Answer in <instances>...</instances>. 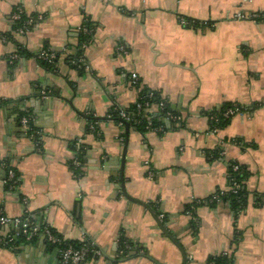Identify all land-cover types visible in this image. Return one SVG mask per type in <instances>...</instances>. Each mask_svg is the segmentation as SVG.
<instances>
[{
    "label": "crops",
    "instance_id": "0c3cea01",
    "mask_svg": "<svg viewBox=\"0 0 264 264\" xmlns=\"http://www.w3.org/2000/svg\"><path fill=\"white\" fill-rule=\"evenodd\" d=\"M18 10L31 22L24 34L12 33ZM263 15L264 0H0V213H27L65 242L94 241L103 256L84 264H182L152 214L119 190L129 139L126 191L174 233L187 264L222 253L234 264H264ZM87 22L92 40L83 45ZM80 44L77 68L70 56ZM46 51L56 58L51 70L38 58ZM144 90L181 119H161L145 132L131 125L127 135L113 112L129 109ZM226 105L242 111L219 129ZM161 111L152 104L147 115ZM233 163L248 172L244 209L236 216L220 200L186 213L232 190ZM7 166L19 173L16 189L7 188ZM12 230L1 227L0 238ZM122 239L135 256L118 260ZM32 241L0 246V264H62L42 237Z\"/></svg>",
    "mask_w": 264,
    "mask_h": 264
},
{
    "label": "trees",
    "instance_id": "16d2710c",
    "mask_svg": "<svg viewBox=\"0 0 264 264\" xmlns=\"http://www.w3.org/2000/svg\"><path fill=\"white\" fill-rule=\"evenodd\" d=\"M26 18L23 16L22 20L18 21L15 23L14 25V28H13V31L12 33H18L20 31V29L23 28L25 22H26ZM190 22V21H188ZM190 27H197L198 24L197 22H190ZM86 28L88 29V33H84L83 30L81 31L80 33V43L83 44V45H87L91 42L92 40V35L90 33V30H92V24L90 22H87L86 24ZM9 38H12L11 35L8 36ZM81 44H80V47L77 48V52L74 54V55H71L70 58H73L74 59V62L76 63L79 59V57H81V54H82V50H81ZM19 53L21 55H25L27 52L24 50V49H21L19 51ZM42 61V64L45 65L47 68H49L50 70L54 68L55 66V63H56V59L54 62L50 63L48 61H44V60H41ZM79 66H83V63H76L74 64V67H79ZM81 69V68H80ZM83 69V67H82ZM142 97H145V100H149L151 102V104H159L161 101H162V98L160 96V94L158 93H149L148 91H143L141 93ZM151 96V97H150ZM145 100H139L137 103L133 104L132 106H130L129 109L127 110H124L129 116L132 117L133 121L132 123H130L131 125H133L135 128H137L138 130L142 131V132H145L146 129L148 128H156L159 121H161V119L164 118L165 116V111L162 110L160 115L158 116H155L154 114L152 115H147V112H142L140 115H138V104L139 103H142L144 102ZM226 110L224 112H222L220 114V116L218 117V122H217V126L219 129H224L226 128L230 122H231V117L230 118H226L225 117V113L229 110V109H232L234 107H232V105H226ZM237 108L241 110V107L240 106H237ZM253 108V107H252ZM252 108H250L252 110ZM175 113V112H174ZM27 116H30L28 113H22L21 114V117H27ZM152 117V118H150ZM113 119H115L116 121H121V118L119 117L118 115V112L117 111H114L113 112ZM151 123V125H150ZM31 128L32 130L29 132V136L30 135H34L35 136V141H39V138H38V135L36 134L37 133V129L33 126V123H31ZM39 147H41V144H39ZM82 150L77 154V159L78 161H80V163L83 165V162H84V157H85V154H82ZM217 154H215V157H216ZM234 166H238L239 167V170L237 172L233 171V167ZM83 166H81L78 169H76V171L78 172H81V168ZM10 169H13L11 168L10 166H7V169H6V181L8 179V173H9V170ZM14 172H15V179L13 181H17V184H16V187H14V189H16L19 185H20V176H19V173L17 170L13 169ZM229 178H230V181H231V186L234 187L235 184L239 186V188H237V191L236 193H234L232 190L229 192V193H218L216 194L215 196H213L211 199L207 200V201H204V202H195L193 204H189L187 206V209L186 210V213L189 212L190 209H195L194 207H198L199 205H209L210 203H213L215 204V202H218V200H213L212 199L216 196L219 197V201L220 200H226L228 202H230L231 206H232V209H233V212L235 213V215L237 216L238 213H240L244 207L246 206L247 202H248V193L246 191V180L248 178V172L247 170L244 168V167H241L239 166L237 163H233L230 165V168H229ZM13 181L11 182H8L6 183L7 185V188H11L12 186H14L15 184H13ZM193 205V206H192ZM191 211V210H190ZM24 218H31L30 215H25ZM166 219V218H165ZM31 220L33 222H35L32 218ZM36 223V222H35ZM40 228H44V226H41ZM1 229V227H0ZM9 236L11 238H13L12 241L9 242V238H7V236L5 237H1L0 238V246L3 247V248H15L19 245H22L24 243H26L27 241L22 237L20 236L19 232L17 230H12L9 234ZM35 240V239H34ZM33 240V241H34ZM32 241V242H33ZM88 242H94L92 240H87ZM68 244H71L73 246H78L81 242H67ZM133 243L129 242V241H126V240H120L119 242V249H118V253H120V251H123V255H120L118 256V260H121V259H128V258H131L132 257V254L134 252V248H133ZM119 255V254H118ZM118 260H115V262H118ZM208 264H234V259H233V256H230V255H225V254H220L218 256H215V257H212Z\"/></svg>",
    "mask_w": 264,
    "mask_h": 264
},
{
    "label": "built area",
    "instance_id": "2783aa9c",
    "mask_svg": "<svg viewBox=\"0 0 264 264\" xmlns=\"http://www.w3.org/2000/svg\"><path fill=\"white\" fill-rule=\"evenodd\" d=\"M237 17L241 19L244 18L241 15H238ZM22 18H23V13L18 10L14 14V20L18 22L22 20ZM262 18H264V15ZM182 23L184 25H190V22H188L187 20H183ZM30 25H31V22L26 21L23 28L20 29L19 33L24 34ZM82 30L84 33L89 32L87 28H84ZM118 51L122 54H127V51L125 50L123 46H119ZM18 58H19V54L15 53L11 56V61L14 62ZM38 58L40 60L48 61L50 63L54 62L56 59L54 54L47 52V51L42 52L38 56ZM131 83L134 86L138 85L139 77L137 74L131 75ZM140 100L142 101L145 100V97H141ZM151 105L152 104L149 100H145L144 102L139 103L138 104V115H140L143 111L144 112L151 111ZM158 107L161 110L165 111V116L163 119H165L166 121L168 122H179L180 121L181 118L176 113L173 112L172 108L166 102L161 101L158 104ZM117 112H118L119 117L122 120L128 123H132L133 121L132 117L129 116L124 110L117 109ZM238 112H239V109L237 108V106H235L234 108L229 109L225 113V117L226 118L233 117ZM31 123H32V118L30 116L22 118V124L28 133L32 130ZM36 134L39 135L38 133ZM30 137L31 139H35V136L33 134L30 135ZM74 164L75 166H77L79 165V162L75 160ZM238 170H239L238 166L233 167V171L237 172ZM14 179H15V172L13 169H10L6 183L11 182ZM13 184L15 185L12 186L11 188L16 187L17 181H13ZM237 188H239V186L235 184V186L232 187V191L236 193ZM213 200L219 201V197L216 196L212 199V201ZM26 215H29V214L26 213ZM24 216L21 218L11 219L0 213V227H11L12 229L17 230L20 236H22L27 242H30L35 238L42 237L49 246H51L53 249H55L58 252L62 264H84L86 262H89L92 259L100 258L103 256L102 250L97 246L95 242H88L86 240V241H81V243L78 246H73L65 242L63 238H61L50 227L45 226L44 228H40L38 224H36L35 222L31 220V218H24ZM9 237L10 236L7 235V238ZM12 240L13 238L10 237L9 242ZM123 254H124L123 251H120L119 255H123ZM225 255H228V254L225 253Z\"/></svg>",
    "mask_w": 264,
    "mask_h": 264
},
{
    "label": "water",
    "instance_id": "95a60500",
    "mask_svg": "<svg viewBox=\"0 0 264 264\" xmlns=\"http://www.w3.org/2000/svg\"><path fill=\"white\" fill-rule=\"evenodd\" d=\"M126 128V133L128 135V132L130 130V127H131V124L122 120L120 121ZM42 137V136H41ZM40 137V138H41ZM41 142V139L39 140ZM128 145H129V139H127L125 141V147H124V152H123V156H122V161H121V168H120V173H121V176H120V188L119 190L122 192V194L125 196L126 199H128L130 202L132 203H136L138 205H141L142 207L146 208L153 216V218L155 219L156 221V224L158 225V227L160 228V230L171 240L173 241L176 246L179 248V250L181 251L182 253V258H183V261H182V264H187L188 262V258L186 256V253H185V250L184 248L182 247V245L176 240L175 236L173 235L174 233L170 232V230L168 228H166L164 226V224L158 219V215L152 210L150 209V207L144 203V202H140V201H137V200H134L132 199L127 191H126V183H125V178H124V170H125V166H126V162H127V151H128ZM119 253H116L115 256H120L118 255ZM137 254V249L134 248V252L132 254V256H135Z\"/></svg>",
    "mask_w": 264,
    "mask_h": 264
},
{
    "label": "rangeland",
    "instance_id": "374dc122",
    "mask_svg": "<svg viewBox=\"0 0 264 264\" xmlns=\"http://www.w3.org/2000/svg\"><path fill=\"white\" fill-rule=\"evenodd\" d=\"M173 242V241H172ZM175 244V243H174ZM176 245V244H175ZM181 252V251H180Z\"/></svg>",
    "mask_w": 264,
    "mask_h": 264
}]
</instances>
